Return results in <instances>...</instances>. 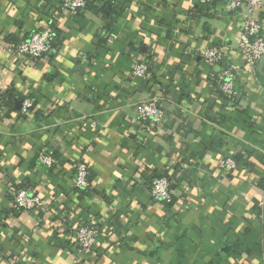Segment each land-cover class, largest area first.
<instances>
[{"label": "crops", "instance_id": "1", "mask_svg": "<svg viewBox=\"0 0 264 264\" xmlns=\"http://www.w3.org/2000/svg\"><path fill=\"white\" fill-rule=\"evenodd\" d=\"M61 3L0 0V93L14 98L0 119V264H264V59L243 62L236 18L221 0H93L78 15ZM259 18L264 37V7ZM42 24L52 52L22 63L1 51ZM217 44L236 73L227 102L219 67L198 55ZM142 60L149 81L131 75ZM152 95L164 117L148 127L136 111ZM42 147L52 167L36 163ZM79 160L86 191L74 186ZM160 175L175 181L167 202L149 193ZM17 189L42 208L13 211ZM81 222L100 228L89 252L74 243Z\"/></svg>", "mask_w": 264, "mask_h": 264}, {"label": "built area", "instance_id": "2", "mask_svg": "<svg viewBox=\"0 0 264 264\" xmlns=\"http://www.w3.org/2000/svg\"><path fill=\"white\" fill-rule=\"evenodd\" d=\"M88 0H62L60 8L71 15H78L86 8ZM215 0H198L202 5L212 3ZM225 8L236 18L237 46L243 62L254 68L264 55V37L259 13L264 7V0H221ZM57 48L55 32L51 25H40L30 33L27 38L6 43L1 51L8 55H14L22 63H34L45 54ZM198 55L211 66L219 67V92L225 102L233 100L237 91L235 88L236 73L234 67L227 61V46L217 44L204 47ZM132 77L149 81L151 79L150 65L147 61L135 63L131 70ZM32 106L29 98L22 99L20 115H24ZM9 109L0 97V119L8 113ZM137 119L148 127H154L163 121L164 110L159 97L152 95L140 102L136 111ZM93 126V123H91ZM36 163L46 167L55 164V158L45 147L38 150ZM174 163V162H173ZM220 169L228 173L237 167L236 161L230 157L222 159ZM74 171V186L77 191H86L90 187V169L84 161H76L72 165ZM174 179L161 175L156 177L149 187L151 198L157 202H167L171 198ZM259 205H264V178L261 186V199ZM43 206L42 199L24 189L12 192V209L18 211H38ZM100 228L96 223H80L73 232L74 243L80 252H89L95 245ZM6 264H19L18 259L12 257Z\"/></svg>", "mask_w": 264, "mask_h": 264}, {"label": "trees", "instance_id": "3", "mask_svg": "<svg viewBox=\"0 0 264 264\" xmlns=\"http://www.w3.org/2000/svg\"><path fill=\"white\" fill-rule=\"evenodd\" d=\"M91 1H93V0H88L87 1L86 7H88V5L91 3ZM55 38H56V45H57L58 44V39H57L56 34H55ZM0 97L4 100V102L8 106L9 111H13V107H14L13 100H14V98H13V95L11 94V92L7 91V93L6 92L0 93Z\"/></svg>", "mask_w": 264, "mask_h": 264}, {"label": "water", "instance_id": "4", "mask_svg": "<svg viewBox=\"0 0 264 264\" xmlns=\"http://www.w3.org/2000/svg\"><path fill=\"white\" fill-rule=\"evenodd\" d=\"M261 59H262V60L264 59V55L261 57ZM21 102H22V101H19V102L17 103V105H18V106H21Z\"/></svg>", "mask_w": 264, "mask_h": 264}]
</instances>
